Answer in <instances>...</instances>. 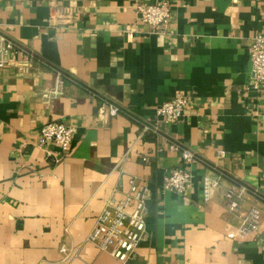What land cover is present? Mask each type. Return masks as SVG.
<instances>
[{
  "label": "crops",
  "instance_id": "1",
  "mask_svg": "<svg viewBox=\"0 0 264 264\" xmlns=\"http://www.w3.org/2000/svg\"><path fill=\"white\" fill-rule=\"evenodd\" d=\"M163 1L172 19L156 33L135 5ZM58 5L72 12L67 28L52 27ZM0 32L34 55L24 71V54L0 70V264H122L89 238L130 176L152 191L147 235L130 264H264V234L227 238L238 219L225 198L247 186L243 211L264 214V90L250 89L264 0H0ZM55 70L77 83L45 104ZM179 92L193 106L167 125L156 110ZM106 101L121 114L101 116ZM51 122L76 129L65 156L38 145ZM144 124L159 134L144 135ZM169 142L200 162L189 164ZM174 169L193 176L186 197L162 190ZM205 176L222 179L207 203Z\"/></svg>",
  "mask_w": 264,
  "mask_h": 264
},
{
  "label": "built area",
  "instance_id": "2",
  "mask_svg": "<svg viewBox=\"0 0 264 264\" xmlns=\"http://www.w3.org/2000/svg\"><path fill=\"white\" fill-rule=\"evenodd\" d=\"M135 12L139 23L154 29L156 33L164 31L172 19L171 5L166 1L150 5L136 4ZM72 22L73 16L69 9L59 5L54 8L51 16L53 28H67ZM18 54H24L26 58L21 71L30 68L34 55L23 50L14 40L0 32V70L12 66ZM251 57L250 89L255 93H260L264 90V35H257L253 39ZM54 73V86L46 88L41 93V99L45 104H51L63 97L69 82L77 83L75 79L60 71L55 70ZM192 106L190 96L179 92L172 100L159 106L156 115L167 125L176 124L185 120ZM121 112L119 106L107 101L100 109L101 116L116 117ZM159 132L160 129L157 126L143 125L144 135L159 134ZM75 134L76 129L73 126L51 122L41 128L38 145L42 148L57 146L60 150L59 155L65 156L71 152ZM168 146L171 152H181L184 160L189 164L200 162V158L195 153L184 149L181 145L169 142ZM224 156L225 154L221 153V157ZM147 160L148 158H143L144 162ZM221 180V177L205 176L203 181L204 202L212 200L214 192L221 186ZM192 182L193 176L190 172L174 169L165 176L162 190L186 197L192 187ZM151 194L148 182L130 176L129 187L122 193V197L117 198V193H115L113 199L106 204L89 241L100 251L110 254L122 264H130L136 258L137 250L147 235L148 201ZM250 194L251 190L247 186L233 188L225 193L227 209L238 219V226L235 230L227 233V238L231 241L252 240L257 242L260 241L261 234H264V214L261 209L252 207L249 211H243L244 201Z\"/></svg>",
  "mask_w": 264,
  "mask_h": 264
}]
</instances>
